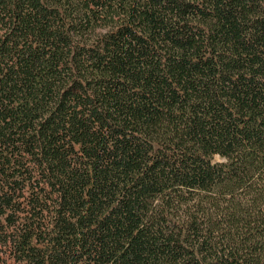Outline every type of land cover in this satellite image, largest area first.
I'll list each match as a JSON object with an SVG mask.
<instances>
[{
	"label": "trees",
	"instance_id": "1",
	"mask_svg": "<svg viewBox=\"0 0 264 264\" xmlns=\"http://www.w3.org/2000/svg\"><path fill=\"white\" fill-rule=\"evenodd\" d=\"M0 264H264V0H0Z\"/></svg>",
	"mask_w": 264,
	"mask_h": 264
},
{
	"label": "rangeland",
	"instance_id": "2",
	"mask_svg": "<svg viewBox=\"0 0 264 264\" xmlns=\"http://www.w3.org/2000/svg\"><path fill=\"white\" fill-rule=\"evenodd\" d=\"M216 159H219V157H217Z\"/></svg>",
	"mask_w": 264,
	"mask_h": 264
}]
</instances>
